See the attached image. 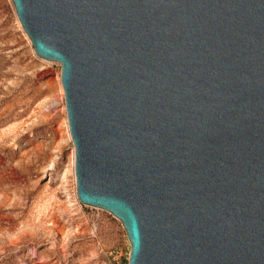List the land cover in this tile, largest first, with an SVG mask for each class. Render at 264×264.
Returning <instances> with one entry per match:
<instances>
[{"label": "water", "instance_id": "water-1", "mask_svg": "<svg viewBox=\"0 0 264 264\" xmlns=\"http://www.w3.org/2000/svg\"><path fill=\"white\" fill-rule=\"evenodd\" d=\"M12 2L129 264H264V0Z\"/></svg>", "mask_w": 264, "mask_h": 264}, {"label": "rangeland", "instance_id": "rangeland-1", "mask_svg": "<svg viewBox=\"0 0 264 264\" xmlns=\"http://www.w3.org/2000/svg\"><path fill=\"white\" fill-rule=\"evenodd\" d=\"M110 213L79 202L61 66L0 0V264H129Z\"/></svg>", "mask_w": 264, "mask_h": 264}]
</instances>
